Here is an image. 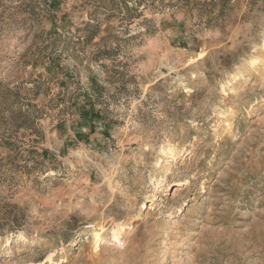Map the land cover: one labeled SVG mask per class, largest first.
I'll list each match as a JSON object with an SVG mask.
<instances>
[{
    "label": "rangeland",
    "instance_id": "374dc122",
    "mask_svg": "<svg viewBox=\"0 0 264 264\" xmlns=\"http://www.w3.org/2000/svg\"><path fill=\"white\" fill-rule=\"evenodd\" d=\"M0 264H264V0H0Z\"/></svg>",
    "mask_w": 264,
    "mask_h": 264
}]
</instances>
